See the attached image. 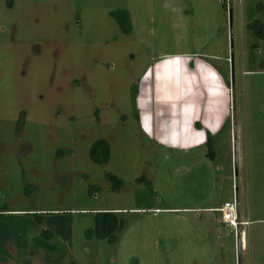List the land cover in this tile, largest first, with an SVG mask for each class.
I'll return each instance as SVG.
<instances>
[{"label":"rangeland","instance_id":"obj_1","mask_svg":"<svg viewBox=\"0 0 264 264\" xmlns=\"http://www.w3.org/2000/svg\"><path fill=\"white\" fill-rule=\"evenodd\" d=\"M0 264H264V0H0Z\"/></svg>","mask_w":264,"mask_h":264},{"label":"trees","instance_id":"obj_2","mask_svg":"<svg viewBox=\"0 0 264 264\" xmlns=\"http://www.w3.org/2000/svg\"><path fill=\"white\" fill-rule=\"evenodd\" d=\"M119 13H123V15H125L129 19L128 12L124 10L111 12L110 15L112 18H115L119 22ZM126 30L127 28L121 27V31L125 32ZM196 125L197 127H199V124ZM211 136V134L207 133L206 145H210ZM99 154H102V157H99ZM208 155H210L209 152ZM107 157L108 148L105 140L98 139L94 141L89 148V158L95 163L102 164L106 162ZM106 179L112 183L113 189H117L118 185L121 184L120 179H118L114 174L107 173ZM121 227V220L116 216L114 211H101L95 214L94 225L93 228L89 230V233L91 232L98 238H107L108 240H112L115 237L116 231L120 230Z\"/></svg>","mask_w":264,"mask_h":264},{"label":"built area","instance_id":"obj_3","mask_svg":"<svg viewBox=\"0 0 264 264\" xmlns=\"http://www.w3.org/2000/svg\"><path fill=\"white\" fill-rule=\"evenodd\" d=\"M220 213V219L226 224L227 230L233 232L238 241L239 249H244V230L247 222L239 218L237 199L223 202L219 207L213 209Z\"/></svg>","mask_w":264,"mask_h":264},{"label":"crops","instance_id":"obj_4","mask_svg":"<svg viewBox=\"0 0 264 264\" xmlns=\"http://www.w3.org/2000/svg\"><path fill=\"white\" fill-rule=\"evenodd\" d=\"M165 57H167V56H165ZM151 66H153V65H150L149 67H151ZM213 68V67H212ZM214 69V68H213ZM215 70V69H214ZM216 71V70H215ZM217 72V71H216ZM218 73V72H217ZM219 74V73H218ZM152 92H153V90H152ZM153 94H155L154 92H153ZM181 104V103H180ZM153 125H154V123H152ZM215 208H217V207H215ZM214 209V208H213ZM109 210H115V209H109ZM214 211V210H213ZM216 212V211H215ZM216 213H218V212H216ZM220 219V218H219Z\"/></svg>","mask_w":264,"mask_h":264},{"label":"water","instance_id":"obj_5","mask_svg":"<svg viewBox=\"0 0 264 264\" xmlns=\"http://www.w3.org/2000/svg\"><path fill=\"white\" fill-rule=\"evenodd\" d=\"M225 84H226V85H228V84H229V82H228V81H226V82H225ZM237 250H239V247H238V241H237Z\"/></svg>","mask_w":264,"mask_h":264},{"label":"flooded vegetation","instance_id":"obj_6","mask_svg":"<svg viewBox=\"0 0 264 264\" xmlns=\"http://www.w3.org/2000/svg\"><path fill=\"white\" fill-rule=\"evenodd\" d=\"M135 116H136V114H135ZM136 118H137V120H138V117L136 116Z\"/></svg>","mask_w":264,"mask_h":264}]
</instances>
